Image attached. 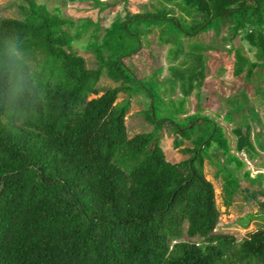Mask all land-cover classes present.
Instances as JSON below:
<instances>
[{"label": "trees", "instance_id": "trees-1", "mask_svg": "<svg viewBox=\"0 0 264 264\" xmlns=\"http://www.w3.org/2000/svg\"><path fill=\"white\" fill-rule=\"evenodd\" d=\"M24 1L23 20H0V264H264V230L243 241L215 233L221 212L205 174L204 152L219 130L228 142L225 128L202 115L200 105L193 121L182 125L159 118L155 102H149L141 113L154 129L131 138L126 125L131 96L118 102L122 93L139 94L143 79L164 70L161 64L157 69L155 48L140 43L145 30L132 29L143 20L160 26L168 43L175 31L219 36L226 29L230 41L242 36L256 48L257 60L238 47L229 71L264 99L255 84L264 82V0H156L164 6L157 14L114 22L95 46L94 69L73 49L66 27L75 21L37 0ZM37 53L45 55L43 72L31 64ZM184 67L188 71L177 72L174 63L172 70L186 107L195 90L200 99L205 70L191 62ZM106 75L119 86L92 98L102 93L99 83ZM227 102L225 121L238 114L248 121L247 103ZM232 131L238 151L251 159L261 154L249 124H235ZM168 133L189 155L181 163L167 157ZM240 162L243 170L247 162ZM234 174L224 185L232 188V203L241 188ZM245 175L250 179V172ZM195 238L201 241H191Z\"/></svg>", "mask_w": 264, "mask_h": 264}, {"label": "rangeland", "instance_id": "rangeland-1", "mask_svg": "<svg viewBox=\"0 0 264 264\" xmlns=\"http://www.w3.org/2000/svg\"><path fill=\"white\" fill-rule=\"evenodd\" d=\"M37 2L48 6L53 13L75 21V25H69L66 29L74 38V44H72L74 51L86 57L90 69L99 67L95 46L103 43L104 37L114 22L125 20L128 16L135 14H157L164 7L156 0H78L76 2L37 0ZM24 3V0H0V20L4 18L23 20L24 16L20 6ZM177 15L182 16L181 11L178 10ZM191 21L192 19H189L187 22ZM132 26L135 33L138 32L139 28L141 31L145 30L143 40L140 43L155 48L158 56L157 69L161 64L164 70L159 69L147 79H143V83L139 85V94L122 93L119 95V103L127 102L131 96L130 110L126 117L129 137L132 138L135 135L153 131V124L141 113L148 108L150 103L154 104L155 102L159 118H173L182 125L193 121L198 97L196 95L197 98L193 96L190 99L189 96L185 107L186 98L182 88H175V71L172 68L176 63L178 68L175 70L185 72L188 69L184 65H188L190 62L196 67L199 65L198 70H205V80L201 88L203 96L200 105L202 115L209 116L212 120L215 119L225 128L226 135H232V148L230 140L226 142L225 135L219 130L211 147L204 152L210 156L216 151L213 160L219 159V163H221L224 155L226 164L229 166L223 168V164H219L217 168L210 160H205L204 170L207 172L205 174L215 186L216 202L221 212L215 233L227 234L238 241H243L250 234L264 230V99L259 96V89L256 90L244 78L235 77L232 71H229L234 60L238 57L235 54L236 48L242 47L244 53L250 56L253 61L257 60L256 48L251 47L249 42L243 41L242 36L230 41L232 34L226 29L219 36L214 31L196 36L175 31L172 32V36L168 35L170 41L168 43L164 38L165 35L161 34L160 26H149L144 20L134 21ZM184 27L185 33H192V29L185 25ZM149 29L150 31L153 29L154 32L151 31L147 35ZM175 50L176 55L179 51L184 52H180L181 54L174 58ZM37 54V59H32L31 64L33 70L43 72V69L39 67L44 63L45 55ZM255 84L264 90L263 81L255 82ZM117 86L119 84L106 75L99 83L102 93L99 96H92V98L100 97L107 89ZM231 98L232 100L239 98L243 103L248 104L244 111L248 121H245L241 114L235 116V121L232 124L224 120L223 117L228 109L227 100ZM186 110L188 113L181 115L180 118L178 113L186 112ZM194 124H197V121L192 125ZM235 124L239 126L249 124L251 140L255 144L256 150L261 153L255 159H251L250 154H245L236 149L238 138L233 135L232 131ZM216 140H219L220 144L216 143ZM174 141L175 135L171 133H168L163 140L167 157L172 163L178 162L183 157V153L175 147ZM186 146H190V143L186 142ZM240 159L247 162V166L243 170H240ZM232 170L236 172L233 177L238 180L240 178L241 188L239 195L234 196L233 205L226 207L222 188L226 181H232ZM224 171L227 172L225 181L220 175L221 173L224 174ZM246 172H250V179H248V175H245ZM254 181L257 183L253 184ZM183 240L188 241L190 239L184 236ZM191 241L200 242L201 239L195 238Z\"/></svg>", "mask_w": 264, "mask_h": 264}, {"label": "crops", "instance_id": "crops-1", "mask_svg": "<svg viewBox=\"0 0 264 264\" xmlns=\"http://www.w3.org/2000/svg\"><path fill=\"white\" fill-rule=\"evenodd\" d=\"M200 94H201V98L199 99V98H197L196 97V95H197V90H195L194 92H193V94L190 96V99L193 97V96H195L196 98H197V104H196V108L198 107V105H201V102H202V93L200 92ZM144 111V110H143ZM225 116V115H224ZM224 118V117H223ZM225 120V119H224ZM230 124H232V122L230 123ZM228 138H229V140H230V145H231V148H232V135L230 136V134H228V135H226ZM219 149H221V148H219ZM231 152H232V150H231ZM243 153H245V154H248L247 152H243ZM216 154V151H215V153H213V154H211L210 156H207V158L206 159H208V160H210V162H212L214 165H216L217 166V168H218V165L219 164H223L222 166H223V168H226V167H229L227 164H226V160L224 159L225 157H224V155H223V158L221 159V163H219V159H217V160H213V156ZM189 156H187V154H183V157L181 158V159H179L178 160V162H175V164H177V163H181V162H183V160L184 159H186V158H188ZM215 157V156H214ZM206 172V171H205ZM207 173V172H206ZM216 176H217V173L215 174ZM221 175V177H223V179H224V181L226 180V178H227V172L226 171H224V174H220ZM219 176V175H218ZM229 176V175H228ZM261 177V176H260ZM255 182V181H254ZM240 190V189H239ZM227 191H230L231 193V196L229 197V194H228V192ZM222 193L224 194V196H225V202H229V207H231L232 205H233V203H232V188H230L229 190H224V187L222 188ZM238 193H240V191H238ZM238 193H236V195H239ZM236 195H235V197H236ZM264 195V194H263ZM234 197V198H235ZM263 200V199H262Z\"/></svg>", "mask_w": 264, "mask_h": 264}]
</instances>
